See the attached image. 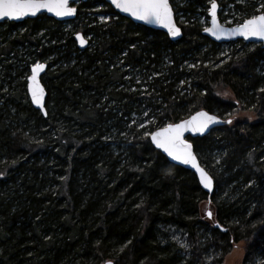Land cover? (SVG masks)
I'll return each instance as SVG.
<instances>
[{"label":"trees","instance_id":"1","mask_svg":"<svg viewBox=\"0 0 264 264\" xmlns=\"http://www.w3.org/2000/svg\"><path fill=\"white\" fill-rule=\"evenodd\" d=\"M224 1L243 20L258 14ZM97 5L103 22L83 11ZM209 6L182 0L173 9L182 38L171 42L104 0L79 3L69 22L89 36L84 50L45 15L0 23V264H223L241 241L242 264H264V77L256 73L264 49L223 62L221 44L192 20ZM36 63L47 66L45 116L26 94ZM198 110L223 122L256 116L190 140L214 182L209 200L193 173L170 164L145 135ZM206 201L211 219L201 215Z\"/></svg>","mask_w":264,"mask_h":264},{"label":"snow or ice","instance_id":"2","mask_svg":"<svg viewBox=\"0 0 264 264\" xmlns=\"http://www.w3.org/2000/svg\"><path fill=\"white\" fill-rule=\"evenodd\" d=\"M112 4L123 12L128 13L137 20L148 24H158L168 29L169 35L175 37L180 34L172 18V8L169 0H112ZM216 0H210V15L212 26L204 31L212 34L217 39L222 35L242 36L244 39L255 38L264 40V3L259 5L256 15L244 19L242 23L230 30L224 29L217 21ZM42 10L54 13L57 17L73 15L76 9L69 6V0H0V19H20L25 16H36ZM77 39L83 45L86 41L77 34ZM45 68L44 64L36 63L32 68V74L28 77V91L31 94L32 103L43 108L44 89L37 79L38 74ZM264 91V89H261ZM47 113H45L46 115ZM228 120L227 123H231ZM218 123L215 116L206 112H197L188 120L180 123H169L155 132L145 133L150 136L151 142L162 149L173 161L185 165H191L200 176V183L204 188L211 190L213 185L212 177L197 163V158L192 151V145L183 137L188 131L203 133L211 124ZM144 127V125H140ZM170 171V170H169ZM211 217L212 213H207ZM111 264V261L108 262Z\"/></svg>","mask_w":264,"mask_h":264},{"label":"water","instance_id":"3","mask_svg":"<svg viewBox=\"0 0 264 264\" xmlns=\"http://www.w3.org/2000/svg\"><path fill=\"white\" fill-rule=\"evenodd\" d=\"M88 0H69V6L70 7H73L76 9V12L73 14V15H70V16H64V17H57L56 15H54V13H50V12H47L46 10H42L40 13H38L36 16H25L23 18H20V19H8V18H3V19H0V23H3V22H12V23H21L23 22L24 20H31V19H35L37 16H40V15H45L51 19H53L54 21L56 22H59V23H63V22H69V21H72L75 19L76 17V13H77V8H76V4H79V3H85L87 2ZM106 4L109 5V7L116 13L118 14L120 17L122 18H125L127 20H129L131 23L135 24V25H139V26H143V27H146L150 30H153V31H158V32H161L163 34H165L167 36V38L171 41V42H177L179 41L181 38H182V30L177 26L176 24V21H175V16H174V12H173V9H172V18H173V22L175 24V26L177 28L180 29V34L178 36H171L169 35L168 33V29L167 28H164L158 24H148V23H145L144 21H140V20H137L135 19L134 17H132L131 15H129L128 13L126 12H123L121 11L120 9L116 8L114 4H112V0H104ZM217 3V2H216ZM218 5V4H217ZM171 6V5H170ZM172 8V7H171ZM210 9V7H209ZM208 17H209V22H208V27L207 28H210L212 26V17L210 15V12L208 10ZM217 21L218 23L220 24L219 22V19H218V7H217ZM221 25V24H220ZM224 29L226 30H230L232 28H235V27H225L223 25H221ZM77 34H79L81 37L84 38V40L86 41L83 45H81L80 41L77 39ZM201 35L206 37L208 40H210L211 42L215 43V44H228V43H233V42H237V41H241L243 43H247V44H257V45H260L262 49H264V40H258V39H255V38H250V39H244L242 36H229V35H222L220 39H217L215 36H213L212 34L208 33V32H205L204 29L201 31ZM74 41L76 43V47L79 49V50H84L88 47V40L85 38V36H83L81 33H76L74 35ZM40 64H44L45 65V68L43 71H41L39 74H38V81H39V84L40 86L44 89V87L42 86L41 84V77L43 76V74L45 73L46 71V64L45 63H40ZM34 66V65H33ZM33 66H31L30 70H29V75L28 77L31 76L32 74V68ZM28 77L26 79V94H27V97H28V100L32 106V108H34L35 110H38L42 116H45V108H44V103H45V97H46V92H45V89H44V98H43V101H42V104H43V108H41L40 106L36 105V104H33L32 103V99H31V94L29 93L28 91V84H29V80H28ZM206 112L208 113L207 111L205 110H198L194 113H192L190 116H188L187 118L181 120V121H184V120H188L190 119L192 116H194L197 112ZM209 115L211 116H215L217 118V121L218 123H214V124H211L209 125V127L203 132V133H198V132H192V131H188V132H185L184 133V139L192 145L191 141L190 140H194V139H197V138H202V137H205L207 136L212 130H214L215 128H218L219 126L226 124L228 125L229 123H227V121L229 120H226L225 122H223L224 120L221 119L220 117L214 115V114H210L208 113ZM180 121V122H181ZM180 122H177V123H180ZM158 130V129H157ZM155 130V131H157ZM153 131V132H155ZM149 138V142L151 144V146L157 150L170 164L174 165V166H178L184 170H188L189 172L193 173V175L195 176L196 178V181L200 187V189L207 194V199L209 200V197L210 195L212 194L213 192V188H214V185H212V189L209 190V189H206L204 188V186L200 183V176H199V173L196 171V169L194 167H192L191 165H185V164H182L178 161H173L170 157L167 156L166 153L163 152L162 149H158L152 142H151V138L150 136L148 137ZM192 151L194 153V150H193V146H192ZM194 155L196 156V154L194 153ZM197 158V156H196ZM197 163L198 165L203 168L200 163H199V160L197 159ZM204 169V168H203ZM205 170V169H204ZM206 171V170H205ZM207 172V171H206ZM208 173V172H207ZM213 180V179H212ZM214 184V182H213ZM207 203H209V201H207ZM209 211L206 212V217L207 219H211V217H209L207 215ZM214 228H217L219 229L221 232H226L227 229L226 228H223L222 226H220L219 224L215 223L213 225ZM109 261H105L104 263L102 264H108ZM111 264H113V262L111 261Z\"/></svg>","mask_w":264,"mask_h":264},{"label":"rangeland","instance_id":"4","mask_svg":"<svg viewBox=\"0 0 264 264\" xmlns=\"http://www.w3.org/2000/svg\"><path fill=\"white\" fill-rule=\"evenodd\" d=\"M219 6L218 9V19H220V24L225 26V27H236L238 24L243 22V19L240 18L239 14H237L236 11H232V7L231 6H227V5H220L222 2H224V4L226 3L224 0H216ZM182 2V0H173L172 2H169L172 9L178 8L180 6V3ZM238 2L240 4H242V6L245 5H249L248 8H253L257 11V9L259 8V5L261 3H263V0H238ZM208 4L210 5V0H208ZM223 4V3H222ZM76 7L78 6V4L75 5ZM208 10H205V15H203V11L202 9H195V13L192 16V20L195 19V21H198V23L200 24V26L202 27V29H205L208 27V22H209V17H208ZM86 11V16L88 18H97L98 22H103L106 20L105 15H103L104 13V8L100 5L95 6L94 8H90V9H86L83 10ZM205 16L207 18H205ZM177 19L179 22H184V18L181 17V14L179 13V15H176ZM222 19V20H221ZM63 26L65 27V29L67 31H70L73 35H75V30L74 27L72 26V24L70 22H63L62 23ZM16 31H18L20 34L23 33V29L18 28L16 29ZM15 31H13L14 33ZM85 36V35H84ZM85 38L87 40H89V36H85ZM242 43V42H241ZM244 44V43H243ZM257 44H247L245 43L244 45H239L237 44V42H233V43H228V44H221L220 48L218 49L217 55L218 58H221L222 61H226L232 54H241L245 49L247 50H253L254 47H256ZM24 52V51H23ZM264 55V53H263ZM25 58V57H24ZM256 73L258 76L264 77V62L259 60V62L256 65ZM29 75V74H28ZM14 85V84H13ZM220 96L224 99H231V95L229 92L223 91L222 89L219 90ZM233 122H236L238 120L243 119L244 121H248V122H254L256 121V116L253 112H238L237 114L233 115L231 117ZM242 120V121H243ZM143 124H146L143 123ZM219 154V150H216L211 154L210 159L214 160V165L218 164V162L220 161V156H218ZM224 196V195H223ZM223 199V197H219V200ZM206 202H203V204L201 205V215L203 216V218L206 216V212L210 211L208 209V207L206 206ZM209 204V203H207ZM171 237L174 238L175 241H177V243H179V245L181 247H184V240L181 237V235L178 232H171ZM244 257V242H238L236 244L233 245L231 252L224 258L223 264H242V259Z\"/></svg>","mask_w":264,"mask_h":264},{"label":"flooded vegetation","instance_id":"5","mask_svg":"<svg viewBox=\"0 0 264 264\" xmlns=\"http://www.w3.org/2000/svg\"><path fill=\"white\" fill-rule=\"evenodd\" d=\"M218 9H219V7H218Z\"/></svg>","mask_w":264,"mask_h":264}]
</instances>
